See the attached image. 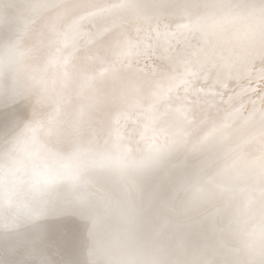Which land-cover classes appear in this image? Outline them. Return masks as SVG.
I'll list each match as a JSON object with an SVG mask.
<instances>
[{
  "label": "snow or ice",
  "instance_id": "obj_1",
  "mask_svg": "<svg viewBox=\"0 0 264 264\" xmlns=\"http://www.w3.org/2000/svg\"><path fill=\"white\" fill-rule=\"evenodd\" d=\"M0 264H264V0H0Z\"/></svg>",
  "mask_w": 264,
  "mask_h": 264
}]
</instances>
